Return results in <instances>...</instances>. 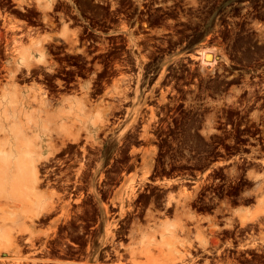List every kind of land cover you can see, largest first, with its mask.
<instances>
[{
  "label": "rangeland",
  "instance_id": "obj_1",
  "mask_svg": "<svg viewBox=\"0 0 264 264\" xmlns=\"http://www.w3.org/2000/svg\"><path fill=\"white\" fill-rule=\"evenodd\" d=\"M41 1L20 0L38 7ZM58 1L46 0L45 5ZM146 4L169 9L157 31L172 41L163 45V60L150 66L152 61L136 59L137 75L117 78L100 98L88 84L69 94L47 90L48 107L57 114L52 125L59 133L52 132L55 150L37 162V190L44 199L31 194L7 205L0 199V214L12 218L15 227L12 244L0 235V264H237L238 256L231 257L228 249L230 237L237 238L240 255L264 251V211L251 216L255 203H264V0ZM204 48L213 53L214 62L202 60ZM38 50L37 68L44 63ZM154 52L149 49L148 58ZM145 62L149 69H159L157 77L143 76ZM169 75L177 78L179 87L165 80ZM39 87L47 89L39 79L29 89ZM158 90L159 100L185 103L179 140L167 144L178 149L177 173L152 170L158 147L149 133L156 132L157 110L141 108V102L150 104ZM112 94L118 102L135 104L128 109L126 125L110 122L107 105ZM138 132L149 146L129 139ZM241 134L248 137L240 139ZM246 140L258 146L243 147ZM8 144L14 148V143ZM208 165L214 166L211 173L192 171ZM177 175L174 182H160ZM235 205L250 206L245 221ZM214 208L223 219L206 227L197 212ZM162 229L186 236L178 252H159L156 239ZM199 230L204 244L197 238ZM164 257L170 261H161Z\"/></svg>",
  "mask_w": 264,
  "mask_h": 264
},
{
  "label": "flooded vegetation",
  "instance_id": "obj_2",
  "mask_svg": "<svg viewBox=\"0 0 264 264\" xmlns=\"http://www.w3.org/2000/svg\"><path fill=\"white\" fill-rule=\"evenodd\" d=\"M70 1L72 3L69 0H59L56 4L38 7L34 2L0 0L1 93L4 89L11 91L13 88L10 84L24 90L23 86L27 89L39 79L47 87L46 90L62 94L77 91L80 86L88 84L93 96L100 98L107 88L110 89L114 85L117 78L137 75L139 69L135 66L136 59L142 60L144 57L152 61L150 66L154 61L164 59L163 45L172 41L165 40L160 35L163 31H157L162 30L167 15L165 11L169 9H155L158 4H146L147 0L142 4H138L136 0ZM152 44L156 46H149ZM37 46L44 61L38 68L35 64ZM149 49L155 50L151 58H148ZM148 66L145 62V68L141 71L143 76L157 77L159 69H149ZM165 80H170L179 87L177 78L169 75ZM162 87L163 85L161 89ZM160 90L156 91L150 104L141 102V108L147 109L149 106L157 110L156 132L149 133L153 139L151 142L158 147L155 154L157 164L152 170L177 173L181 171L178 149L169 148L167 144L175 139L179 140L180 131L183 130L180 115L184 113L182 109L185 108V103L180 100H159ZM115 97V94L110 95L107 105L111 111L110 122L126 125L130 121L126 119L128 109H133L135 104L127 100L118 102ZM131 98L132 96L129 97L130 100ZM169 107H172V110H165ZM247 137V134L239 135L240 139ZM129 139L138 142L141 147L150 145L140 132L131 135ZM245 142L241 144L243 147L258 146L248 145L247 140ZM128 146L131 147L132 144ZM130 155L131 149H128L126 156ZM170 156L173 158L169 159ZM212 167L214 166L208 165L201 170H191L205 175L213 171ZM182 171L188 169L184 168ZM175 178L180 176H168L166 179L174 182ZM161 180L163 179H160V182ZM216 209L218 208L211 209L208 213H197L200 217L213 216L215 220L223 219ZM230 239L232 247L228 249L231 250V257L234 254L238 256L234 257L238 258L235 259L237 264H244L245 261L264 264V251L254 250L253 255H240L237 250V238ZM225 241L218 250L224 247ZM197 249L196 246L194 250Z\"/></svg>",
  "mask_w": 264,
  "mask_h": 264
},
{
  "label": "bare ground",
  "instance_id": "obj_3",
  "mask_svg": "<svg viewBox=\"0 0 264 264\" xmlns=\"http://www.w3.org/2000/svg\"><path fill=\"white\" fill-rule=\"evenodd\" d=\"M200 55L204 62H214V55L207 48L202 49ZM18 87L0 92V199L5 204L8 201L12 204L16 200L24 201L31 194H37L44 199V195L37 190L40 182L37 162L45 160L56 148L52 137V132L56 130L52 121L57 114L52 113L48 107L51 106V100L46 96L47 90L42 87L33 90L28 87L23 90ZM66 135L68 134L64 133L63 136ZM10 141L11 144L14 143V148L9 146ZM34 213L32 210L31 215ZM8 219L10 221L6 223L5 220ZM13 230L15 227L12 218L2 211L0 235L8 237L9 242L6 244H12L10 235Z\"/></svg>",
  "mask_w": 264,
  "mask_h": 264
},
{
  "label": "crops",
  "instance_id": "obj_4",
  "mask_svg": "<svg viewBox=\"0 0 264 264\" xmlns=\"http://www.w3.org/2000/svg\"><path fill=\"white\" fill-rule=\"evenodd\" d=\"M41 2H42V6H47L45 5L46 0H42ZM66 107H68V105ZM161 182L168 184V183H171L172 180L165 179V180H161ZM260 203L262 202L259 201L255 203V208H254V211H252L251 216L254 215V212L259 213V212L264 211V203L262 204V207ZM249 208H250L249 205H236L234 210L241 217V219L245 221L247 217L249 216L248 214ZM174 220L176 221V218ZM199 220H206V224L204 226L207 227V226H212L215 219L213 216H206V217H200ZM159 233L160 234L159 236H157V239H156L157 240L156 246H158V249L160 250L159 252L163 253V256L166 255L167 253L178 252V250L181 249V246L185 244L184 239H186V237H182L180 235L177 236L173 229H162V231ZM197 238L202 244H204L206 241V238L203 236L201 230H199ZM145 240L149 241L147 239ZM161 261H170V260L164 257Z\"/></svg>",
  "mask_w": 264,
  "mask_h": 264
}]
</instances>
